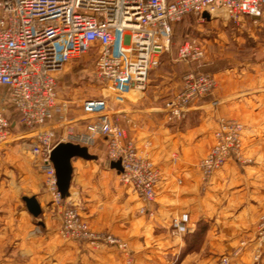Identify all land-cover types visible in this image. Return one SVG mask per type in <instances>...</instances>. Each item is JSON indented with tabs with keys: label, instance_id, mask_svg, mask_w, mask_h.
<instances>
[{
	"label": "crops",
	"instance_id": "0c3cea01",
	"mask_svg": "<svg viewBox=\"0 0 264 264\" xmlns=\"http://www.w3.org/2000/svg\"><path fill=\"white\" fill-rule=\"evenodd\" d=\"M204 17L211 23L201 39L205 58L184 63V74L189 69L214 74L218 87L212 95L195 99L184 118L171 117L167 103L181 89L184 74L178 73L180 61L162 57L150 74L147 96L114 103L111 109L128 138L146 150L160 170L153 214L140 213L144 202L120 181L103 137L85 145L97 159H73L65 201L78 206L96 231L126 242L130 255L117 245L61 234L64 203L58 204L46 186L39 158L35 167L30 155L36 156L25 150L23 144L30 139L22 130L0 144V264H218L220 256L231 254L243 241L248 245L231 264L250 259L264 214V8L260 18L245 15L240 25L224 10ZM74 91L59 96L68 107L53 118L64 121L59 129L63 134L70 128L87 133L94 120L83 101L98 96ZM222 118L244 124V160H228L205 182L198 164L212 148ZM5 161H14L13 168ZM25 195H36L40 216L28 212ZM183 215L189 230L173 235V218Z\"/></svg>",
	"mask_w": 264,
	"mask_h": 264
},
{
	"label": "built area",
	"instance_id": "2783aa9c",
	"mask_svg": "<svg viewBox=\"0 0 264 264\" xmlns=\"http://www.w3.org/2000/svg\"><path fill=\"white\" fill-rule=\"evenodd\" d=\"M263 8L264 0H0V85L8 89L18 118L12 121L0 109V144L16 137V124L33 135L27 143L30 151L40 160L54 200L64 203L63 236L128 248L112 233L96 231L72 201L62 199L51 160L54 147L68 140L91 146L103 137L108 160L121 162L120 181L132 186L144 202L140 213L152 215L160 170L145 150L128 138L120 117L111 112L113 104L144 98L151 71L170 50L176 22L188 15L205 20L204 12L224 10L239 24L245 15L260 18ZM90 53L102 93L86 98L83 108L94 120L87 133H76L73 128L60 133L65 123L53 118L68 105L59 101L57 75L67 74L73 62ZM178 55L189 63L201 62L205 49L200 41L191 39L179 47ZM217 87L214 74L189 69L181 89L167 103L168 112L171 117L184 118L195 99L212 95ZM105 90H112L113 96ZM244 128L238 119L220 120L214 144L199 162L203 181L210 180L228 160H244ZM187 221V215L174 217L171 233L187 232ZM257 238L263 246L264 214Z\"/></svg>",
	"mask_w": 264,
	"mask_h": 264
},
{
	"label": "rangeland",
	"instance_id": "374dc122",
	"mask_svg": "<svg viewBox=\"0 0 264 264\" xmlns=\"http://www.w3.org/2000/svg\"><path fill=\"white\" fill-rule=\"evenodd\" d=\"M231 22L235 25L241 24V20H240L239 24L234 23L232 20H231ZM209 24H211V23L205 22V20H200L197 16H194V15H188V16L184 17L183 19H181L180 21H178L174 24V30H173L174 34L172 37V44H171L170 50L166 54H164L163 57H168V59H171L172 62L180 61V63L179 62L177 63L179 66V68H178L179 74L183 75L184 72L187 70L185 65H184V63L186 64V61L181 60L179 58V55H178L179 47L184 42H186L187 40H191V39H197L198 41L201 42L202 37L205 35V32H207L205 29H207V28L209 29ZM92 55H93L92 53L87 54L83 58H81L80 60L72 63L69 66V72L67 74L57 75V91H58L59 96L67 97L70 94L73 95L75 92L74 90H77L78 92L88 91V96H100L101 95V93H102L101 85H99V83L97 82V80L94 76V70L92 69V64H91L92 58H93ZM155 69H153L150 74H152V72ZM149 79H150V76H149ZM149 84H150V80H148L147 89L149 87ZM147 89H146V93H145L144 97L147 96ZM105 94H107L109 96H113V91L112 90H105ZM133 97H134V95L132 94V96L130 98L134 99ZM115 104H118V102ZM0 109L3 110L8 116H11V117L16 116L15 111L11 108V103L9 101L8 89L5 86H1V85H0ZM22 130L28 131V129L26 127L19 125V124L14 129L16 134ZM30 136L33 137V135L27 136V138L30 139L29 141H31V139H32V137H30ZM29 141H25L23 144L25 150H27L28 152L30 151L29 145L27 144ZM106 152H107V150H106ZM145 152L149 156V153L146 150H145ZM4 153H6V149H2V154H4ZM29 154H31V153L29 152ZM4 156H5V154H4ZM30 157L33 159V163H34L35 167H37V161H38L37 158L38 157L37 156L32 157L31 155H30ZM8 160H11V159H8ZM7 162L8 161L4 162V163H6V166L9 167V165H10V167L12 166L11 168H13V162L14 161H9L8 163ZM198 167H199V164H198ZM3 170H4V167H3ZM3 173H4V171H3ZM9 175H10V173H9ZM5 176H6V174H5ZM45 184L47 186L46 178H45ZM258 227H259V224H258ZM257 232H258V228H257ZM173 235H179V234H173ZM254 242H255V247H254L252 256L250 257V259H247V258L244 259L243 258L241 264H243V263L244 264H253V263L261 264V262L264 263V260L262 261V259H264V245L263 246L259 245V239L257 238V233H256V237H255ZM246 245H248V242L243 241L241 246L239 248L235 249L231 254H226V255L220 256L218 259V264H231V261L234 258L238 257L239 254H241V252L244 250V247ZM119 249H121V248H119ZM121 250L124 253H129V255H130V250L128 248L126 250H124V249H121ZM224 258H227L228 261L224 262Z\"/></svg>",
	"mask_w": 264,
	"mask_h": 264
},
{
	"label": "water",
	"instance_id": "95a60500",
	"mask_svg": "<svg viewBox=\"0 0 264 264\" xmlns=\"http://www.w3.org/2000/svg\"><path fill=\"white\" fill-rule=\"evenodd\" d=\"M204 16H209V13L204 12ZM83 158L86 160L97 159V156L90 153L88 146L82 145L74 141L59 142L51 153V160L54 164L57 174V185L61 193L62 199L65 200L70 196V188L73 177V159ZM111 166L118 171L122 170L120 161L111 162ZM28 212L38 217L42 213V207L36 195L23 196Z\"/></svg>",
	"mask_w": 264,
	"mask_h": 264
},
{
	"label": "trees",
	"instance_id": "16d2710c",
	"mask_svg": "<svg viewBox=\"0 0 264 264\" xmlns=\"http://www.w3.org/2000/svg\"><path fill=\"white\" fill-rule=\"evenodd\" d=\"M10 118H11L12 121H18L17 116H12V117L10 116Z\"/></svg>",
	"mask_w": 264,
	"mask_h": 264
}]
</instances>
